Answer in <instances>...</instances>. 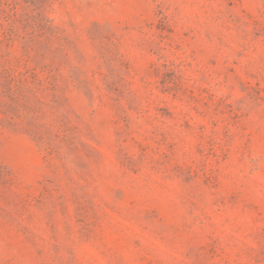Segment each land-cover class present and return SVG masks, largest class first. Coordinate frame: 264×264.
<instances>
[{
    "label": "rangeland",
    "instance_id": "rangeland-1",
    "mask_svg": "<svg viewBox=\"0 0 264 264\" xmlns=\"http://www.w3.org/2000/svg\"><path fill=\"white\" fill-rule=\"evenodd\" d=\"M0 264H264V0H0Z\"/></svg>",
    "mask_w": 264,
    "mask_h": 264
}]
</instances>
